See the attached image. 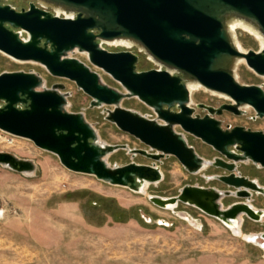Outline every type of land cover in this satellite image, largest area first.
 <instances>
[{
	"label": "water",
	"instance_id": "95a60500",
	"mask_svg": "<svg viewBox=\"0 0 264 264\" xmlns=\"http://www.w3.org/2000/svg\"><path fill=\"white\" fill-rule=\"evenodd\" d=\"M31 1L72 18L54 17L36 5L26 14L0 5V52L18 62L41 65L52 77L75 83L91 99L90 109L104 110L107 122L149 151L104 143L84 113L69 111L72 94L66 87L49 89L46 80L34 72L0 74V131L56 155L71 173L139 194H144L146 184L164 181L159 164L166 158L175 157L190 175L222 169L224 175L203 178L218 181L228 190L188 185L176 197L150 196L149 201L166 211L180 205L193 207L233 232H242L244 218L264 222V209L253 206L255 196L264 197V186L240 172L246 163L264 169V132L224 129L217 119L226 112L243 117L248 109L255 112V120L264 119V89L238 79L242 64L264 78V48L246 52L237 36V30H242L264 41V0ZM5 24L26 32L28 40L8 31ZM113 42L129 43V49H138L159 70L139 72L137 55L104 49ZM76 52L85 54L88 63L109 75L121 90L105 84L99 73L73 58ZM191 86L229 103L219 108L197 105L207 112L204 117L197 115ZM131 99L152 109L155 118L124 108V102ZM186 135L211 147L219 157L204 159ZM119 151L153 163L110 166L108 157ZM0 166L25 176L37 170L34 162L5 153H0ZM231 197L241 201L224 208L222 202ZM250 243L264 251V232Z\"/></svg>",
	"mask_w": 264,
	"mask_h": 264
},
{
	"label": "rangeland",
	"instance_id": "374dc122",
	"mask_svg": "<svg viewBox=\"0 0 264 264\" xmlns=\"http://www.w3.org/2000/svg\"><path fill=\"white\" fill-rule=\"evenodd\" d=\"M237 36L246 52L261 50L253 35L237 30ZM72 57L89 64L85 54L76 52ZM153 66L156 67L143 57L139 69ZM92 68L105 84L121 90L109 75ZM5 72L37 73L46 80L49 89L64 85L72 94L69 111L84 113L104 143L149 151L107 122L104 110L90 109L91 99L75 83L52 77L41 65L18 62L0 53V74ZM238 79L242 84L264 89V78L255 75L245 64L238 68ZM192 101L196 113L202 117L206 113L197 105L218 108L229 103L226 98L202 89L194 92ZM123 107L155 118L153 110L138 99L125 101ZM254 118L255 112L248 109L243 117L226 112L217 119L224 129L231 126L264 132V119ZM186 138L204 159L212 161L219 157L200 140L190 135ZM0 153L32 161L37 166L33 176L0 166V264H264V251L257 244L235 235L220 221L190 206L180 205L175 211H166L149 201L150 196L176 197L188 185L228 190L218 181L207 182L203 178L224 175L222 169L209 168L200 175H190L175 157L166 158L159 164L164 181L150 185L146 193L139 194L102 183L95 177L71 173L56 155L40 150L32 141L2 131ZM107 161L110 166L153 163L143 156L133 159L126 151L111 155ZM240 172L264 186V169L246 163ZM240 201L231 197L222 203L228 208ZM253 206L264 209V197L255 196ZM263 232L264 222L259 224L244 218V235Z\"/></svg>",
	"mask_w": 264,
	"mask_h": 264
},
{
	"label": "flooded vegetation",
	"instance_id": "af4514ba",
	"mask_svg": "<svg viewBox=\"0 0 264 264\" xmlns=\"http://www.w3.org/2000/svg\"><path fill=\"white\" fill-rule=\"evenodd\" d=\"M0 5L2 6V7H9L10 8V10L11 11H14L16 14H26V13H28V12H30V10H31V6L32 5H36V7L37 8H39L40 10H42V11H46V12H48V13H50L52 16H54V17H59V18H61V19H69V18H72L71 16H70V14L69 13H67V14H58L57 12H55V11H53V10H49V9H45V8H42V7H40L36 2H33V1H31V0H2L1 2H0ZM77 18V15H75V19ZM5 28L8 30V31H11V32H13L14 34H18V33H20L21 34V37H22V39H24L25 41L26 40H28V38H29V36H28V34L26 33V32H24V31H22V30H20V29H14L13 27H11V26H9V25H7V24H5ZM43 44H44V42H43ZM104 47V46H103ZM104 49L105 50H107V51H109V52H112V53H121V52H125V51H128V52H132L133 54H135V55H137L138 56V58H139V61H138V63H137V69H138V71L139 72H147V71H151V70H159V68H157V67H152V68H150V69H148V70H140L139 69V65H140V63L142 62V58L143 57H145L146 58V60L148 61V59H147V57L144 55V54H142V53H140L139 51H138V49H136V48H133V49H125V48H117V49H109V48H107V47H104ZM0 53H2V52H0ZM3 54V53H2ZM87 61H88V59H87ZM149 63H150V61H148ZM85 63V62H84ZM87 64V63H86ZM87 65H89L90 67H91V69H92V71H94L93 70V66H91L90 64H87ZM95 68V67H94ZM94 72H96V71H94ZM9 73H13V72H9ZM225 104H228V103H224V104H222V105H225ZM221 105V106H222ZM219 108V107H218ZM201 112H203V113H206L207 114V112L206 111H204V110H202V109H199ZM173 112H178L177 110H172ZM196 112H197V109H196ZM197 114V113H196ZM205 114V115H206ZM197 115H199V114H197Z\"/></svg>",
	"mask_w": 264,
	"mask_h": 264
},
{
	"label": "bare ground",
	"instance_id": "6f19581e",
	"mask_svg": "<svg viewBox=\"0 0 264 264\" xmlns=\"http://www.w3.org/2000/svg\"><path fill=\"white\" fill-rule=\"evenodd\" d=\"M58 14H60V12H58ZM238 27V24H236V25H233L231 28H232V30L233 31H235L236 30V28ZM244 29L246 30V31H248V32H250L251 33V31L248 29V28H246V27H244ZM256 38H257V40L259 41V43H260V46H261V48H264V41L259 37V36H256ZM109 45H111V46H116V47H126V48H130L131 47V45L129 44V43H125V42H113V43H108ZM241 46V45H240ZM243 49V48H242ZM241 63H243V62H240V64ZM190 89H191V92H192V94H194V92L198 89L197 87H194V86H191L190 87ZM148 187H149V185L148 184H146V186L144 187V193H146V191H147V189H148ZM255 208V207H254ZM2 215V213L0 212V216ZM198 226V225H197ZM200 227V226H199ZM235 232V234L237 235V236H239V237H243L246 241H254L255 240V238H256V236L258 235V234H252V235H244L241 231H239V230H235L234 231Z\"/></svg>",
	"mask_w": 264,
	"mask_h": 264
},
{
	"label": "crops",
	"instance_id": "0c3cea01",
	"mask_svg": "<svg viewBox=\"0 0 264 264\" xmlns=\"http://www.w3.org/2000/svg\"><path fill=\"white\" fill-rule=\"evenodd\" d=\"M255 207V206H254ZM256 209H259L258 207H255ZM261 209V208H260Z\"/></svg>",
	"mask_w": 264,
	"mask_h": 264
}]
</instances>
